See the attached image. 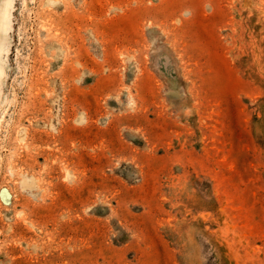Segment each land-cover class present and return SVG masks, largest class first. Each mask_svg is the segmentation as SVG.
Masks as SVG:
<instances>
[{
	"label": "rangeland",
	"instance_id": "obj_1",
	"mask_svg": "<svg viewBox=\"0 0 264 264\" xmlns=\"http://www.w3.org/2000/svg\"><path fill=\"white\" fill-rule=\"evenodd\" d=\"M9 19L0 264H264V0Z\"/></svg>",
	"mask_w": 264,
	"mask_h": 264
},
{
	"label": "bare ground",
	"instance_id": "obj_2",
	"mask_svg": "<svg viewBox=\"0 0 264 264\" xmlns=\"http://www.w3.org/2000/svg\"><path fill=\"white\" fill-rule=\"evenodd\" d=\"M11 2L12 0H0V82L4 72L3 63L6 53V48L4 47V44L6 43L5 42L7 35L6 32L10 22L9 15H10ZM26 181H27L26 177L24 176L22 179V183L27 184L28 181L27 182Z\"/></svg>",
	"mask_w": 264,
	"mask_h": 264
}]
</instances>
